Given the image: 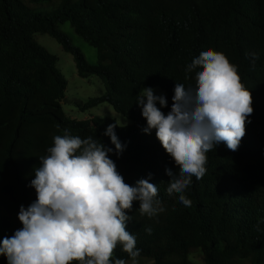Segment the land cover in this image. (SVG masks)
<instances>
[{
  "label": "trees",
  "instance_id": "16d2710c",
  "mask_svg": "<svg viewBox=\"0 0 264 264\" xmlns=\"http://www.w3.org/2000/svg\"><path fill=\"white\" fill-rule=\"evenodd\" d=\"M67 23L97 50L98 65L88 63L61 30ZM38 35H49L73 55L81 77L104 81V95L76 100L77 108L109 103L132 123L116 128L126 147L110 158L129 185L152 173L164 209L149 218L136 201L128 213L138 264H193L195 250L205 264H264V0H0V242L23 227L20 207L36 200L34 169L55 135L91 136L115 148L104 135L115 119L76 120L64 112L67 80ZM208 49L238 67L254 112L237 151L220 143L206 153V174L192 178L187 207L167 192L165 169L177 166L155 130L143 131L147 121L136 102L143 88L160 87L168 114L176 83L195 86L196 70L186 79L187 65ZM251 53L258 57L254 63ZM116 258L132 264L122 246L113 264ZM0 264H8L6 256L0 255Z\"/></svg>",
  "mask_w": 264,
  "mask_h": 264
},
{
  "label": "clouds",
  "instance_id": "9594fccd",
  "mask_svg": "<svg viewBox=\"0 0 264 264\" xmlns=\"http://www.w3.org/2000/svg\"><path fill=\"white\" fill-rule=\"evenodd\" d=\"M253 57L257 54H248ZM195 71V86L176 83L173 103L167 115L161 108L168 101L155 95L151 87L137 96L142 116L147 121L143 131L155 130L157 139L174 160L178 171L166 168L170 177L167 192L175 194L184 206L192 201L185 195L192 178L206 174V153L220 143L237 151L253 114L252 92L242 83L238 67L222 52L204 50L185 69L188 79ZM127 126V121L125 126ZM109 124L104 135L115 148L89 136L55 135L47 155L39 157L30 187L36 200L21 205L18 219L23 227L0 242V255L8 264H113L117 246L138 264L140 251L136 237L127 230L134 202L140 214L156 217L164 209L157 199L158 188L151 183L152 173L136 181L125 182L110 158L122 156L116 128ZM145 231L151 234L152 229ZM114 264H126L116 258Z\"/></svg>",
  "mask_w": 264,
  "mask_h": 264
},
{
  "label": "rangeland",
  "instance_id": "374dc122",
  "mask_svg": "<svg viewBox=\"0 0 264 264\" xmlns=\"http://www.w3.org/2000/svg\"><path fill=\"white\" fill-rule=\"evenodd\" d=\"M61 30L71 38L73 45L81 50L88 63L91 65H98L97 50L89 46L82 38L76 35L69 23L62 25ZM36 39L40 45L58 57L57 68L63 74L68 83L66 89L67 102L62 103L63 110L67 116L76 120H84L92 117L111 118L115 119L118 125L122 127L125 126L126 121L127 126L132 124L130 120L117 113L109 103H102L99 106L86 111L77 108L74 104V101L76 100L86 102L91 98H97L104 95V81L98 76H90L86 78L81 77L78 74L73 55L64 51L54 38L49 35H38L36 36ZM153 89L155 95H163L168 101L167 94L162 88L156 87ZM157 107L161 108V111H163V107L160 106L159 102H157ZM165 115H167V113H165ZM190 260L193 264H205L203 253L200 250L193 251L190 255ZM141 263L152 264L151 261L146 260H143ZM240 264L249 263L240 262Z\"/></svg>",
  "mask_w": 264,
  "mask_h": 264
},
{
  "label": "water",
  "instance_id": "95a60500",
  "mask_svg": "<svg viewBox=\"0 0 264 264\" xmlns=\"http://www.w3.org/2000/svg\"><path fill=\"white\" fill-rule=\"evenodd\" d=\"M64 102H67V99H65Z\"/></svg>",
  "mask_w": 264,
  "mask_h": 264
}]
</instances>
